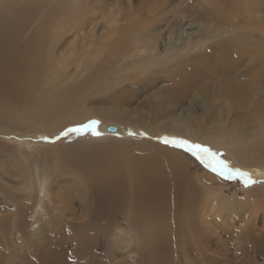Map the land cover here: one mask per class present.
<instances>
[{"label":"bare ground","instance_id":"bare-ground-1","mask_svg":"<svg viewBox=\"0 0 264 264\" xmlns=\"http://www.w3.org/2000/svg\"><path fill=\"white\" fill-rule=\"evenodd\" d=\"M259 1L210 0L208 5L214 12L205 20L195 12L201 18L199 22L207 23L208 28L199 29L200 41L194 46L200 49L210 43L207 53L192 59L187 58L190 48L185 50L175 44L161 52L163 35L156 29L158 19L152 21L153 17L144 16L122 23L109 15L108 23L104 22L108 24L106 31L88 42L92 47L88 56L76 57L69 49V55L56 60L58 44L66 33L82 31L85 39V33L93 32V28L85 32L88 23L81 15L79 2L0 0V122L28 125L34 119L37 124L32 127L42 130L98 120L113 137L154 140L166 133L172 141L176 131L182 134L178 120L162 124L158 121L173 118L176 104L188 94L203 100L210 96L222 104L230 119L226 132L206 136L204 141L226 149L241 163L246 154L264 147V20L255 18L261 13ZM190 17L197 21L193 15ZM59 64L62 71L56 69ZM73 64L80 67L70 79L63 70ZM180 69L167 98L161 99L166 102L164 111L155 108L150 100L132 107L145 84L170 77ZM54 77L58 85H54ZM94 104L104 108L96 109ZM25 109L28 111L22 114ZM79 131L72 132L78 135ZM11 135L15 137L10 130L0 132V158L6 151L2 140ZM178 149L179 145L162 147L153 143L132 147L114 142L105 147L72 144L56 149L65 159L56 166L15 164L12 171L22 181L25 196L19 199L12 195L10 187L0 183V196L9 200L10 210H14L6 216L12 220L10 223L0 220V264H28L17 252L32 256L50 244L56 246L51 245L54 248L48 250L50 253L40 255L38 264H67V258L87 264L93 261L99 239L107 250V264H113L119 247L125 249L120 264H130L131 255L136 257L132 264H164L171 262L174 254L180 255L178 248L183 238L193 237L205 245L194 207L198 191ZM3 167L0 159V172ZM240 167L239 171L249 177L264 179V166ZM3 175L0 173L1 180ZM61 177L77 184L73 191L78 192L75 197L82 207L77 224L62 217V207L72 204L70 187L54 196V203L62 206L55 207V216L49 218L46 209H41L38 194L47 189L52 179ZM49 192L44 193L50 200ZM231 206L238 209L240 204L234 201ZM249 213L242 217L248 219ZM29 218L34 220L31 230ZM174 226L176 239L171 231ZM262 227L258 230L255 225L254 231L251 229L256 237L264 235V220ZM68 251L70 256H66Z\"/></svg>","mask_w":264,"mask_h":264},{"label":"rangeland","instance_id":"rangeland-1","mask_svg":"<svg viewBox=\"0 0 264 264\" xmlns=\"http://www.w3.org/2000/svg\"><path fill=\"white\" fill-rule=\"evenodd\" d=\"M71 1L77 3L79 2L78 7L82 9L81 15L87 20L88 23L85 26V28H87L85 32H87L88 29L90 30V28H93V32L89 31L85 33L87 34V38L85 39L82 38V31L75 34L73 32L66 33L61 38V42L58 44V50L55 57L56 60L64 59L67 55H69L67 52L69 49L73 51L76 57H81L83 54L88 56L91 51L90 49L92 48L89 47L88 42H91L95 36L103 34L104 31H106L105 28L108 26V24H104V22H107L108 17L111 15H114L115 19L122 23L127 22L130 19H135L136 17H142L143 19L144 16L149 17L150 19L153 17L151 19L152 21L158 19L161 23H157L156 29L159 35H163H161L162 37L160 39L159 45L162 53L170 44H175V46H178L179 48L183 47L182 49L185 50L190 48V54L188 53L189 55L187 56V58L190 59L196 56L204 55L209 50L208 44L210 42L206 43L201 48L199 47L200 49H198V46H194V44L200 41V37L198 36L199 29L201 27L208 28L207 23L203 24L202 21L199 22V20L201 18L205 20V18L214 12V9L208 5L210 0ZM259 2L261 13L258 14L259 17L256 15L255 18H261L264 20V0H260ZM202 5L204 6L202 7ZM206 5L208 6L207 8H205ZM147 9L149 10L148 12H146ZM122 11L123 14L121 15ZM195 12H199L201 18L198 19L196 17L198 14L194 15ZM191 15H193L197 21H193V19L190 17ZM240 24H242L241 21ZM87 59V57L83 58V60ZM56 67L58 71H62L60 70L62 68L60 64ZM79 67L80 65L73 64L68 68H65L63 71L71 79L72 75L75 74L76 69ZM181 72L182 69L177 70V72H175L170 77L156 79L150 84H145L144 90H141L136 103L132 107L136 106L137 103L139 104V102L144 104V100H150L155 108H159L160 110L164 111L166 102H162L161 99L167 98L168 91L173 86L174 82H176L175 74ZM212 84H214V82H211L210 85ZM54 85H58L55 77ZM204 99L205 100L199 96H191L188 94L181 102L176 104L175 115H173V118L165 117L158 121V124H162L164 122H170L173 119L178 120L179 124L181 125L180 131L182 134L176 131L174 136L170 139L182 140L185 141L186 144L193 146L192 151H189L184 145H179L178 152L180 157L185 159L187 171L191 175L193 179L192 181L198 191L194 200V207L197 211L196 221L199 223L198 229H200V236L203 242L206 241L204 245V243L198 244L199 240H196L193 237L183 238V242L180 244L181 247L179 246L178 248L181 251L180 255L174 254L172 261H166L164 264H264V256H262L264 254V235L256 237L253 232L255 229H253V227L255 225L256 228H259L258 230L263 229L264 179L259 181L253 179L251 176L249 177V175L247 177H241L237 175V173L240 172L237 168L238 166H248L253 164L262 167L264 166V147L260 148L258 151L255 149L254 151L246 154V157L242 159L243 161L240 163L226 149L214 147L213 145L211 146L205 142L204 137L206 136L212 137L216 134L226 132V127H228L227 121L230 119V116L227 115L226 110L221 108L222 104L214 102L210 96H207ZM105 105L108 106L107 104ZM92 107L96 109L104 108L102 107V104H94ZM27 111L28 110L25 109L22 114H25ZM94 122L97 123L91 124L90 122H87L69 126L65 125L63 127L60 126L58 128L47 126L46 129L42 130H35L32 127V125L36 126L35 124H37L34 119L30 120L28 125L17 123L13 125L11 123L6 124L5 122H0V132L4 130H10L15 135V137L12 135L7 136L4 138V140H2L5 143H3V145L6 147V151L0 158L4 162V167L2 172H0L4 175L2 180L0 179V183L10 187L12 189V195L18 197L19 199H23L25 194L22 193V181L13 173V166L15 164L21 166L26 164H51L56 166V163H62L65 160L64 157H61L58 154V150L56 149H61L72 144L105 147L107 144L114 142L122 143L129 147L143 143L158 144L162 147L173 146L171 143L165 144L163 142L164 140H169V135L166 133H160L158 137H154V140L138 139L140 141L139 142L134 138L122 139L120 137H113L112 135L107 134L105 130L101 128V121L95 120ZM77 127L78 129L81 128L78 135H74L72 131L66 135L64 134V132L66 133V131ZM183 127L186 128V130ZM95 133H99V136L95 135ZM41 135L51 140H43ZM57 136H59V139L52 140ZM196 145H199L200 148L208 150L206 153L203 151L198 153L199 157L202 159H198L197 156L192 154V152L197 151L195 147ZM12 154L13 156H11ZM224 163H229L230 165H224ZM214 168L217 169V171L214 172ZM222 170L228 173L227 178L218 174ZM210 177H213L217 180L214 182L209 179ZM246 180L252 181L248 187L244 186ZM76 186L77 184L72 183L68 177H61L58 180L52 179L50 181L49 186L44 191L51 192H49L51 195L50 200L47 199L44 192L38 194V197L41 199L42 203L41 209H46L44 211H47V217L51 218L56 215V206L57 208L62 207L61 204L57 202L54 203V196L56 197L57 195H61L62 191L67 187L72 188L73 191V189L75 190ZM221 191L224 193L221 194ZM73 194L74 195L70 197L72 204H70L68 207H62L61 211H65L64 215H62L65 220L77 224L80 221L79 218L82 207L79 203V198L75 197V194H78V192L76 193V191H73ZM219 197H221L222 200L219 199ZM48 200L50 202H48ZM234 201H237V203L240 204L238 209H234L231 206V203ZM0 204L1 222L5 221L10 223L12 220L6 218V216L14 211L12 209V211L10 210V208H12V203L0 196ZM18 204L22 205L21 201H19ZM4 207H6L7 211H4ZM33 208L34 210L41 211L40 208ZM245 208L248 211H245ZM169 211L170 210H168V216L170 217L172 216V213ZM245 212H250L247 215L249 220H245V218L242 217ZM201 214H205V216L201 218ZM170 218L172 219L173 217ZM119 220L122 222L121 217H119ZM205 221H207V224L204 225ZM29 222V230H31L33 229L32 224L34 223V220L29 218ZM42 223L44 224V222ZM40 224L41 222L38 225ZM122 224L125 226L124 222H122ZM251 229H253V231ZM171 231L174 239L178 238V234L176 235L175 233V226L174 228L172 227ZM15 237L16 238L14 240H17L18 237L16 234ZM175 242L176 241H174V244ZM102 244V239H99L94 250L95 255L92 258L93 261L90 260V264H107L105 260L107 250ZM51 245L54 244H50L49 247L43 249V252L38 249V251H35V255L32 256L31 254L27 253L22 254L21 252H17V254L23 255V258L28 262V264H38V262L41 263V257L46 253H50L51 251H48L49 249L52 250V248H54ZM54 246H56V244ZM116 250V254L114 253L113 255V264H120L122 262V255L125 252V249L123 247H119ZM257 255L259 256L257 257ZM66 256H70V251L66 253ZM133 256L131 255L132 260L130 258L128 260L130 264L135 263L133 261L136 260V257L135 255ZM39 259L40 261H38ZM65 261L67 264H86L79 262V260L76 259L72 260L71 258H67Z\"/></svg>","mask_w":264,"mask_h":264},{"label":"snow or ice","instance_id":"snow-or-ice-1","mask_svg":"<svg viewBox=\"0 0 264 264\" xmlns=\"http://www.w3.org/2000/svg\"><path fill=\"white\" fill-rule=\"evenodd\" d=\"M95 123H97V122H92V124H95ZM88 126H91V125H88ZM79 130L80 129H78V128H74V129H71L70 131H79ZM95 135L99 136V133H95ZM163 142L165 144L171 143L174 146L184 145L189 151H192V148H193L192 145H188V144H186L185 141H182V140H172V141L164 140ZM195 147H196L197 151L192 152V154L194 156H197L198 159H202L201 157H199L198 153L201 152V151L206 153L208 150L200 148L199 145H196ZM213 171L215 172V171H217V169L214 168ZM218 174L224 176L225 178H227V175H228V173L226 171H223V170L220 171ZM237 175H239L241 177H247L248 176L247 173H243V172H238ZM250 183H252V181L246 180L245 183H244V186L248 187L250 185Z\"/></svg>","mask_w":264,"mask_h":264},{"label":"water","instance_id":"water-1","mask_svg":"<svg viewBox=\"0 0 264 264\" xmlns=\"http://www.w3.org/2000/svg\"><path fill=\"white\" fill-rule=\"evenodd\" d=\"M108 130L113 132L114 129L112 127H109Z\"/></svg>","mask_w":264,"mask_h":264}]
</instances>
